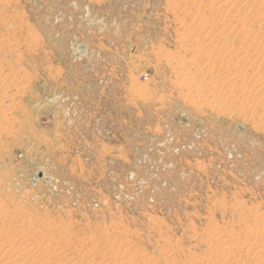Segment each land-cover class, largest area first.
I'll return each mask as SVG.
<instances>
[{
	"label": "rangeland",
	"instance_id": "1",
	"mask_svg": "<svg viewBox=\"0 0 264 264\" xmlns=\"http://www.w3.org/2000/svg\"><path fill=\"white\" fill-rule=\"evenodd\" d=\"M0 264H264V0H0Z\"/></svg>",
	"mask_w": 264,
	"mask_h": 264
},
{
	"label": "crops",
	"instance_id": "2",
	"mask_svg": "<svg viewBox=\"0 0 264 264\" xmlns=\"http://www.w3.org/2000/svg\"><path fill=\"white\" fill-rule=\"evenodd\" d=\"M67 94H68V92H67ZM118 96H119V94H118ZM70 96H67V102H68V105H69V103L71 102V100H72V98H74V99H76L77 100V98H75V97H71V98H69ZM82 99H83V103H85L86 101H87V96H85V95H80V101H79V103H80V106L78 107L79 108V110H76L77 112H72V111H70L69 109H67L68 111H70V112H67V119L68 118H70V117H68V116H71V115H75V117H79V118H86L87 117V114H88V112L83 108V106H82ZM118 102H120L119 100H116V103H118ZM86 104V103H85ZM70 106V105H69ZM78 111L81 113V114H79L78 115ZM77 115V116H76Z\"/></svg>",
	"mask_w": 264,
	"mask_h": 264
}]
</instances>
